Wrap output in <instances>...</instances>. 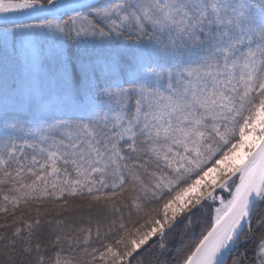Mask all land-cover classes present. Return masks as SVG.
I'll list each match as a JSON object with an SVG mask.
<instances>
[{"label": "snow or ice", "instance_id": "1", "mask_svg": "<svg viewBox=\"0 0 264 264\" xmlns=\"http://www.w3.org/2000/svg\"><path fill=\"white\" fill-rule=\"evenodd\" d=\"M0 67V264H264V0H0Z\"/></svg>", "mask_w": 264, "mask_h": 264}, {"label": "trees", "instance_id": "2", "mask_svg": "<svg viewBox=\"0 0 264 264\" xmlns=\"http://www.w3.org/2000/svg\"><path fill=\"white\" fill-rule=\"evenodd\" d=\"M3 68L0 67V85H2V81H3ZM9 80L11 81L12 77L15 76L17 78V80H19L20 78V73L16 72L15 69H12L9 71ZM5 103V98H4V94H3V90H2V87H0V107H3ZM8 103L11 104L12 103V100L11 98L8 99ZM7 190V189H5ZM220 195H223L225 196L226 200L228 197V194L226 192H220ZM0 199H2V197H0ZM219 206V203L216 202L215 204H213V206L210 208V209H205L204 212H203V219H204V225L206 226L207 223L209 222V219L211 221H214V215H215V208H217ZM24 205H21V209H23ZM4 214L3 213H0V220H2ZM200 231H203V227H201ZM199 235V232L197 233V236ZM93 239H95V234L93 233ZM171 239V237L169 238ZM174 246L179 249L180 248V242L179 240H177L174 244ZM239 252L241 254H245L247 256V259L248 260H252L253 257H254V244L252 243H249L247 248L245 247H241L239 249ZM173 255H175V253H173Z\"/></svg>", "mask_w": 264, "mask_h": 264}, {"label": "rangeland", "instance_id": "3", "mask_svg": "<svg viewBox=\"0 0 264 264\" xmlns=\"http://www.w3.org/2000/svg\"><path fill=\"white\" fill-rule=\"evenodd\" d=\"M218 202V201H217ZM219 203V202H218ZM218 207H221V205L219 204V206Z\"/></svg>", "mask_w": 264, "mask_h": 264}, {"label": "water", "instance_id": "4", "mask_svg": "<svg viewBox=\"0 0 264 264\" xmlns=\"http://www.w3.org/2000/svg\"><path fill=\"white\" fill-rule=\"evenodd\" d=\"M217 191H219V190H217Z\"/></svg>", "mask_w": 264, "mask_h": 264}]
</instances>
